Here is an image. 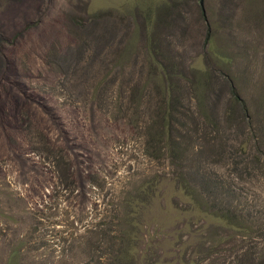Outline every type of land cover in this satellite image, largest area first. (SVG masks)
<instances>
[{
  "label": "rangeland",
  "instance_id": "1",
  "mask_svg": "<svg viewBox=\"0 0 264 264\" xmlns=\"http://www.w3.org/2000/svg\"><path fill=\"white\" fill-rule=\"evenodd\" d=\"M0 264H264V0H0Z\"/></svg>",
  "mask_w": 264,
  "mask_h": 264
},
{
  "label": "trees",
  "instance_id": "2",
  "mask_svg": "<svg viewBox=\"0 0 264 264\" xmlns=\"http://www.w3.org/2000/svg\"><path fill=\"white\" fill-rule=\"evenodd\" d=\"M226 216H227V217H226L227 219H229V220L232 219V216H230L229 214H227Z\"/></svg>",
  "mask_w": 264,
  "mask_h": 264
}]
</instances>
